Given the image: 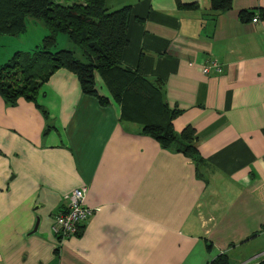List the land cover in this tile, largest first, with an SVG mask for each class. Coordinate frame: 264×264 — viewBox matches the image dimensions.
<instances>
[{
	"label": "crops",
	"instance_id": "0c3cea01",
	"mask_svg": "<svg viewBox=\"0 0 264 264\" xmlns=\"http://www.w3.org/2000/svg\"><path fill=\"white\" fill-rule=\"evenodd\" d=\"M123 4L121 65L140 63L160 81L179 111L173 130L193 128L204 163L197 172L190 158L120 121L116 103L101 105L63 68L37 93L45 117L31 101L8 106L0 97V264H206L236 244H252L260 262L264 19L256 11L264 0H232L224 12L209 0H103L107 10ZM242 10L250 12L239 18ZM211 60L220 72L201 73ZM94 83L108 96L97 74ZM79 186L93 211L57 239L52 217Z\"/></svg>",
	"mask_w": 264,
	"mask_h": 264
},
{
	"label": "trees",
	"instance_id": "16d2710c",
	"mask_svg": "<svg viewBox=\"0 0 264 264\" xmlns=\"http://www.w3.org/2000/svg\"><path fill=\"white\" fill-rule=\"evenodd\" d=\"M231 1L209 0L210 10L227 11ZM249 12L239 11L238 16L242 18ZM256 12L264 19V9ZM129 17V4L107 10L103 0H0V35L22 33L27 18L42 22L49 30L38 48L14 51L0 64V97L8 106L19 97L31 101L45 117L46 111L36 103L39 88L55 70L66 69L76 76L84 93L96 97L101 105L109 100L116 103L120 121L135 123L141 134L161 148L190 158L198 172L204 159L192 144L194 130L190 126L179 132L173 130L171 121L179 111L164 101L160 81L143 76L140 63L135 69L121 65ZM57 34L65 35L72 47L51 51L49 47L56 44ZM94 74L101 79L108 96L97 93ZM206 264L230 263L227 255L220 252ZM259 264H264V258Z\"/></svg>",
	"mask_w": 264,
	"mask_h": 264
},
{
	"label": "rangeland",
	"instance_id": "374dc122",
	"mask_svg": "<svg viewBox=\"0 0 264 264\" xmlns=\"http://www.w3.org/2000/svg\"><path fill=\"white\" fill-rule=\"evenodd\" d=\"M49 30L40 21L27 18L25 20V30L16 36L0 35V64L8 60L14 51H28L34 50L41 44V39L44 35L48 34ZM38 46V47H36ZM70 48L72 44L66 41V37L63 34L56 35V44L53 47H49L51 51L60 48ZM216 205V203H215ZM221 208V205H219ZM242 245V246H240ZM252 244L244 246V244H236L234 248H230L227 251L230 264H238L239 261H245L243 264H259L256 257H251L248 253V247Z\"/></svg>",
	"mask_w": 264,
	"mask_h": 264
},
{
	"label": "built area",
	"instance_id": "2783aa9c",
	"mask_svg": "<svg viewBox=\"0 0 264 264\" xmlns=\"http://www.w3.org/2000/svg\"><path fill=\"white\" fill-rule=\"evenodd\" d=\"M250 21L252 23L256 22L257 14H254ZM209 69L220 72V65L215 60H211L200 66V72L203 74H206ZM84 197V186L73 188L63 196L65 208L55 213L50 225V230L57 239L75 234L78 227L91 215L93 209L84 204Z\"/></svg>",
	"mask_w": 264,
	"mask_h": 264
}]
</instances>
